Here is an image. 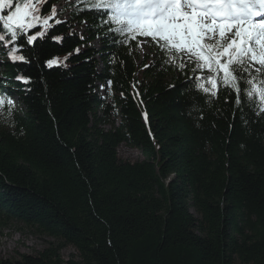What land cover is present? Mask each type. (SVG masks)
Here are the masks:
<instances>
[{"label": "trees", "instance_id": "trees-1", "mask_svg": "<svg viewBox=\"0 0 264 264\" xmlns=\"http://www.w3.org/2000/svg\"><path fill=\"white\" fill-rule=\"evenodd\" d=\"M52 2L36 5L33 45L0 42L25 57L0 60V230L46 239L0 264H264V113L246 86L239 103L223 83L204 94L189 78L206 72L150 37L121 46L85 25L81 40ZM90 7L74 0L71 20L97 24Z\"/></svg>", "mask_w": 264, "mask_h": 264}, {"label": "snow or ice", "instance_id": "snow-or-ice-1", "mask_svg": "<svg viewBox=\"0 0 264 264\" xmlns=\"http://www.w3.org/2000/svg\"><path fill=\"white\" fill-rule=\"evenodd\" d=\"M38 2L41 0H0V42L15 43L37 27ZM84 3L91 5L88 11L95 13L97 24H89L87 20L83 23L90 29L99 26V31L107 33L103 39L126 46L138 36L150 37L168 53V59H180L181 69L190 67L193 73L206 72L189 78L197 90L215 97L218 84L223 83L235 90L239 103L240 85L244 84V96L256 114L264 113V0H84ZM56 14L53 8L52 15ZM48 23L43 20L44 25ZM43 36L40 31L27 35L26 43L33 45ZM52 39L62 41L59 36ZM79 51L77 48L76 54ZM13 59L25 61L23 55ZM56 63L55 59L46 61L49 68ZM29 82L23 80L26 85ZM2 103L4 96L0 95Z\"/></svg>", "mask_w": 264, "mask_h": 264}, {"label": "rangeland", "instance_id": "rangeland-1", "mask_svg": "<svg viewBox=\"0 0 264 264\" xmlns=\"http://www.w3.org/2000/svg\"><path fill=\"white\" fill-rule=\"evenodd\" d=\"M38 16V14L36 13ZM39 18V16H38ZM44 27V25H42ZM31 30V29H30ZM35 34V32L26 33V35ZM97 47V44H93ZM140 53H147L145 46L140 49ZM57 61L54 65H60V57L53 58ZM118 156L127 161H136L142 159L140 152L136 149L127 148L125 146H118ZM46 239H41L36 236L27 235L23 230H16L13 226L8 229L0 230V258L17 259L21 254L34 255L36 252L42 250L45 246ZM76 257V251L71 247L63 248L60 251V256L66 260L70 255Z\"/></svg>", "mask_w": 264, "mask_h": 264}]
</instances>
